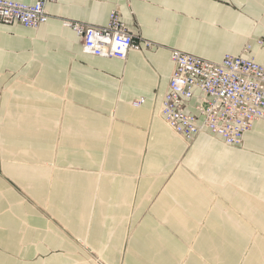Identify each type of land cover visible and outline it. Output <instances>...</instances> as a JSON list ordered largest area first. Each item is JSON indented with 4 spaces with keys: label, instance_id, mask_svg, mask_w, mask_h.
Returning a JSON list of instances; mask_svg holds the SVG:
<instances>
[{
    "label": "crops",
    "instance_id": "obj_1",
    "mask_svg": "<svg viewBox=\"0 0 264 264\" xmlns=\"http://www.w3.org/2000/svg\"><path fill=\"white\" fill-rule=\"evenodd\" d=\"M113 10L154 48L95 58L63 27ZM48 11L39 32L0 24V264H264V121L236 149L185 141L159 114L174 50L221 62L252 40L246 58L264 65V0Z\"/></svg>",
    "mask_w": 264,
    "mask_h": 264
},
{
    "label": "built area",
    "instance_id": "obj_2",
    "mask_svg": "<svg viewBox=\"0 0 264 264\" xmlns=\"http://www.w3.org/2000/svg\"><path fill=\"white\" fill-rule=\"evenodd\" d=\"M59 0H36L27 5L0 0V24H18L37 30L49 18L48 5ZM118 10L110 14L106 26L64 21L76 32L87 56L126 61L129 53L154 48L149 41H138L122 21ZM264 48V38L256 40ZM252 42L246 43L240 55H225L214 62L174 50V69L160 106L163 122L179 137L192 142L200 134L221 140L226 147H238L255 123L264 121V65L246 56ZM140 98L131 104H145Z\"/></svg>",
    "mask_w": 264,
    "mask_h": 264
},
{
    "label": "rangeland",
    "instance_id": "obj_3",
    "mask_svg": "<svg viewBox=\"0 0 264 264\" xmlns=\"http://www.w3.org/2000/svg\"><path fill=\"white\" fill-rule=\"evenodd\" d=\"M63 27H64V25H63ZM64 28H66V27H64ZM40 29L41 28H39V29H37V30H34L35 32H39L40 31ZM251 42H252V40H251ZM209 137H212L213 139H215V140H217V141H219V142H222L221 140H219V139H217V138H215V137H213V136H210L209 135ZM223 143V142H222ZM224 144V143H223ZM225 145V144H224ZM226 146V145H225ZM241 146H243V143H242V145ZM233 147V148H236V149H240V148H242V147ZM227 147H229V146H227ZM231 148V147H230ZM96 264H104L103 262H101V261H94Z\"/></svg>",
    "mask_w": 264,
    "mask_h": 264
},
{
    "label": "bare ground",
    "instance_id": "obj_4",
    "mask_svg": "<svg viewBox=\"0 0 264 264\" xmlns=\"http://www.w3.org/2000/svg\"><path fill=\"white\" fill-rule=\"evenodd\" d=\"M177 136V135H176ZM190 145V144H189Z\"/></svg>",
    "mask_w": 264,
    "mask_h": 264
}]
</instances>
